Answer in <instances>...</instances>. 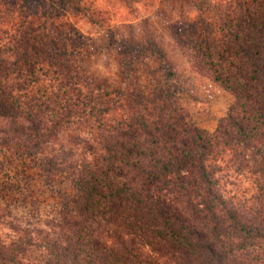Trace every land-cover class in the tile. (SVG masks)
<instances>
[{
    "label": "trees",
    "instance_id": "1",
    "mask_svg": "<svg viewBox=\"0 0 264 264\" xmlns=\"http://www.w3.org/2000/svg\"><path fill=\"white\" fill-rule=\"evenodd\" d=\"M118 1L134 13L138 0ZM180 1L194 13L168 34L234 96L212 132L180 103L156 38L109 29L120 80L103 82L63 18L102 25L92 1L0 0V153L73 184L46 228L3 233L0 205V264H264V0ZM224 168L250 178L249 204L225 196Z\"/></svg>",
    "mask_w": 264,
    "mask_h": 264
},
{
    "label": "rangeland",
    "instance_id": "2",
    "mask_svg": "<svg viewBox=\"0 0 264 264\" xmlns=\"http://www.w3.org/2000/svg\"><path fill=\"white\" fill-rule=\"evenodd\" d=\"M105 18L93 24L73 10H65V21L72 23L84 34L87 45L79 49L81 68L92 73L99 81L118 82L117 50L111 46L108 30L117 39L152 36L166 49L175 70L174 81L179 89L180 103L195 123L205 130L214 131L221 118L227 115L234 96L213 80L205 69L196 67L188 48L178 46L168 34L170 18L185 10L193 15L194 8L180 0H138L134 13L118 0H87ZM150 61L140 65L139 74H149ZM224 165V163H222ZM221 186L227 198L235 204H249L254 192L246 174L224 168ZM73 193V184L66 174L48 173L33 165L29 158H19L9 152L0 153V205L2 232L13 233L21 228H46V224L59 218L64 195ZM15 226V227H14ZM32 260L42 259L40 250L33 248Z\"/></svg>",
    "mask_w": 264,
    "mask_h": 264
}]
</instances>
